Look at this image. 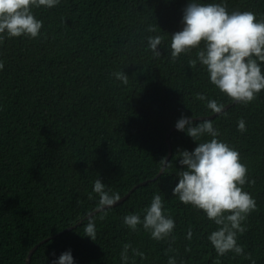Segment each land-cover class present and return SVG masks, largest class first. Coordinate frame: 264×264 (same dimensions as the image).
<instances>
[{"label": "trees", "instance_id": "obj_1", "mask_svg": "<svg viewBox=\"0 0 264 264\" xmlns=\"http://www.w3.org/2000/svg\"><path fill=\"white\" fill-rule=\"evenodd\" d=\"M226 2L229 10L264 17V0ZM186 3L60 0L33 10L43 21V35L0 42V264H26L35 246L30 264H49L53 252L58 256L66 249L76 264H120L124 242L145 253L136 264H166L169 255L183 264H250V259L264 264V90L247 104L233 102L209 82L199 63L189 66L195 50L170 57L169 34L182 27ZM149 26L164 37L161 56L146 48ZM116 70L129 76L126 84L111 75ZM208 98L223 102L224 114L211 112ZM181 114H217L210 120L220 138L239 149L247 165L252 182L244 189L257 207L242 222L246 231L237 242L248 257L218 256L206 239L216 225L173 196L178 151L196 146L174 129ZM239 118L245 120L244 132L237 129ZM170 147L169 164L159 175ZM98 176L121 199L130 195L91 216L92 240L78 220L96 211V194L88 193ZM153 192L162 193L176 222L175 241H156L142 228L131 231L122 223L123 215L143 208ZM189 226L191 240L184 237Z\"/></svg>", "mask_w": 264, "mask_h": 264}, {"label": "clouds", "instance_id": "obj_2", "mask_svg": "<svg viewBox=\"0 0 264 264\" xmlns=\"http://www.w3.org/2000/svg\"><path fill=\"white\" fill-rule=\"evenodd\" d=\"M59 3L60 0H0V42L5 37L36 38L43 35V21L33 10L52 8ZM181 25L180 30L168 33L170 43L167 48L172 59L195 50V57L188 60L189 66L199 63L209 82L233 102L247 104L264 90V17L250 10H229L226 0H187L182 9ZM147 32L146 48L153 56H161L158 46L164 37L151 26ZM3 67L4 61L0 59V70ZM111 75L124 84L129 77L124 70H116ZM196 95L205 99L203 93ZM206 107L213 113L224 114L225 104L217 99L208 98ZM236 126L244 132L245 120L239 118ZM174 127L196 141V146L178 151L181 167L175 171L178 180L171 190L173 196L183 204L202 210L216 225L207 233L206 239L218 256L228 252L250 256L237 241L238 234L246 231L242 222L257 205L255 197L244 189V185L252 181L239 149L220 138L219 129L210 119L194 123L193 116L181 114ZM160 162L164 171L169 161L162 157ZM93 193L96 194L97 211H106L121 200V194L107 187L99 176L93 181L89 198ZM85 219L87 223H84ZM78 221H83L84 235L95 240L94 220L86 216ZM122 223L131 231L142 228L156 241L176 240V222L164 207L161 192H153L143 208L126 212ZM184 237L192 239L191 226ZM51 255L53 259L49 264H76L71 249L58 256L55 252ZM137 257L143 260L145 253L130 242H124L119 252L120 264H136ZM166 264H183V260L169 255ZM250 264H256V261L250 259Z\"/></svg>", "mask_w": 264, "mask_h": 264}, {"label": "water", "instance_id": "obj_3", "mask_svg": "<svg viewBox=\"0 0 264 264\" xmlns=\"http://www.w3.org/2000/svg\"><path fill=\"white\" fill-rule=\"evenodd\" d=\"M225 109H227V107H226ZM215 115H217V114H215ZM215 115H212V116H209V117L193 118V121H199L200 119H211V118L215 117ZM174 129H176V128H174ZM169 135H170V134H168V138H167L168 140H169ZM171 155H172V149H171V147H170V152H169V155H168L166 161H169V160H170ZM163 172H164V171L161 170L159 175H161ZM159 175H158V176H159ZM158 176H157L156 178H158ZM156 178H155V179H156ZM146 183H147V182H144V183H141L140 185H144V184H146ZM129 195H130V193H129L128 195H126L125 197H123L121 200L117 201L116 204L113 205L112 207H115V206L121 204L122 202H124V200H125ZM98 212H100V211H97V210H96V211H94L92 214H90L88 217H91V216H93L94 214H96V213H98ZM37 247H38V246H35V247L30 251L29 256H28V260H27L26 264H30L31 257L33 256V254H34L35 250L37 249Z\"/></svg>", "mask_w": 264, "mask_h": 264}]
</instances>
